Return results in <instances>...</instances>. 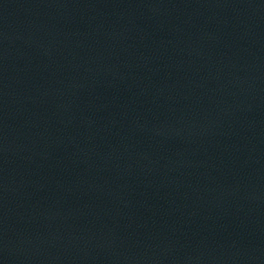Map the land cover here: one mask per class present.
I'll return each mask as SVG.
<instances>
[{"label":"water","instance_id":"water-1","mask_svg":"<svg viewBox=\"0 0 264 264\" xmlns=\"http://www.w3.org/2000/svg\"><path fill=\"white\" fill-rule=\"evenodd\" d=\"M0 264H264V0H0Z\"/></svg>","mask_w":264,"mask_h":264}]
</instances>
